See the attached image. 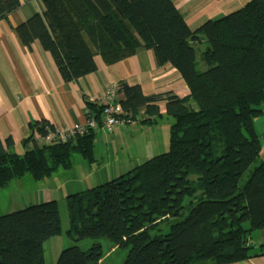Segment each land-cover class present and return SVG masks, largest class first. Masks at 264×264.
<instances>
[{
	"label": "trees",
	"instance_id": "1",
	"mask_svg": "<svg viewBox=\"0 0 264 264\" xmlns=\"http://www.w3.org/2000/svg\"><path fill=\"white\" fill-rule=\"evenodd\" d=\"M43 3L44 11L15 32L25 46L39 41L50 51L65 81L95 71L97 54L112 64L153 49L189 88L185 97L148 96L139 84H118L125 96L118 118L158 124L167 115L169 149L68 195L69 233L94 242L89 249L66 247L56 264H99L102 241L125 253L120 264H228L264 256V243L256 250L249 244L251 232L264 229L263 141L255 127L264 114V0H249L195 30L172 0ZM21 6L20 0H0V15ZM86 105L87 117L102 126L103 103L88 99ZM55 130L48 120L32 124L23 153L0 141V190L27 175L40 181L68 170L75 152L95 163L97 129L44 141ZM61 231L56 200L0 215V264H46L44 243Z\"/></svg>",
	"mask_w": 264,
	"mask_h": 264
},
{
	"label": "crops",
	"instance_id": "2",
	"mask_svg": "<svg viewBox=\"0 0 264 264\" xmlns=\"http://www.w3.org/2000/svg\"><path fill=\"white\" fill-rule=\"evenodd\" d=\"M20 1V8L8 15H0V141L5 149L9 147L18 153L24 151L23 140L31 133V125L37 121L48 120L57 129L85 123L88 112L86 101L89 99L102 103L107 89L115 84H139L148 96L173 93L185 97L189 94V88L179 71L170 63L160 64L153 49H141L112 64L106 63L97 54L95 71L73 81H65L50 51L45 50L39 41H35L31 48L25 46L15 32L17 25L31 15L44 11L43 0ZM172 1L189 27L195 30L208 20L242 8L249 0ZM124 98V93L119 92L118 99ZM158 105L165 115L166 100H161ZM169 126V123L162 124L160 121L158 124L132 121L118 123L112 131L97 129L105 134V138L100 140L107 142L105 152H100L101 156L112 160L113 155L116 160V164L107 169V178L104 180L124 174L144 157L158 150H166L169 145ZM255 127L262 136L264 156V114L256 119ZM130 129L136 134L134 140L116 145L115 142ZM8 139L12 140L9 146ZM90 165L98 167L96 162ZM79 167L73 164L68 170L60 169L52 177L67 178L76 173ZM96 181L104 182L100 177ZM263 243L264 229L252 231L249 244L256 250ZM118 251L120 257L114 264H120L125 253L117 246L110 247L106 259ZM228 264H264V256Z\"/></svg>",
	"mask_w": 264,
	"mask_h": 264
},
{
	"label": "rangeland",
	"instance_id": "3",
	"mask_svg": "<svg viewBox=\"0 0 264 264\" xmlns=\"http://www.w3.org/2000/svg\"><path fill=\"white\" fill-rule=\"evenodd\" d=\"M200 48L201 50L204 49L202 44ZM167 118V115L162 117L160 122L162 124H168ZM103 134V132L97 130L94 158L98 167H91L89 161L80 152H75L73 153L72 161L74 165H80V167L76 173H73L69 177L63 179L51 177L45 180L33 181L31 180V176L27 175L25 179L21 181H12L9 187L0 190V215L23 209L33 203H41L50 200L57 201L62 219V231L50 237L44 243L46 264H56L58 257L66 247L78 244L82 249H89L94 242L93 239L77 241L69 233L72 229V214L69 209L68 195L86 191L89 188L115 178L104 180L107 178V169L114 166L116 160L113 155L112 160L108 158L103 159L101 156L100 152H105V146L107 144L106 141L102 142L100 140L105 138V134ZM158 135L157 133V136ZM135 137V132L130 129L126 132L125 136H122L120 140L115 143L116 145H120L123 142L133 141ZM161 146L162 143L160 144V147ZM168 149L167 146L166 150H158L159 152H155L154 154L163 153ZM23 152L24 151L20 150V153ZM98 177L104 182L96 181ZM192 178H196V176H192ZM245 226L249 227V224L246 223ZM102 243L103 251L106 255L111 246L108 245L107 241H102ZM105 255L100 264H114L120 257V251L112 254L108 259H106L107 255Z\"/></svg>",
	"mask_w": 264,
	"mask_h": 264
},
{
	"label": "built area",
	"instance_id": "4",
	"mask_svg": "<svg viewBox=\"0 0 264 264\" xmlns=\"http://www.w3.org/2000/svg\"><path fill=\"white\" fill-rule=\"evenodd\" d=\"M118 89V84L110 86L102 98V103L104 105L102 111V126L99 125V122L94 117H87L86 122L83 124H76V126L65 129L56 128L55 131H49L48 134L43 137L44 141L48 143L56 139L65 141L69 137L77 133H83L89 128H104L108 131H112L115 125L123 122V120L118 118V115L124 113L123 107L118 99ZM38 137L40 136L38 135Z\"/></svg>",
	"mask_w": 264,
	"mask_h": 264
}]
</instances>
